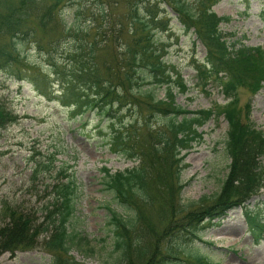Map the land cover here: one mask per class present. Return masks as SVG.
Segmentation results:
<instances>
[{
  "label": "trees",
  "instance_id": "trees-1",
  "mask_svg": "<svg viewBox=\"0 0 264 264\" xmlns=\"http://www.w3.org/2000/svg\"><path fill=\"white\" fill-rule=\"evenodd\" d=\"M65 1H0V40L5 39L0 41V72L29 83L47 99L52 92L46 77L54 76L60 92L56 102L69 109L70 117L97 115L100 123L107 124L110 152L137 163L113 174L103 169V187L129 213L123 216L106 206L113 264H214L204 256L187 254L183 242L200 240L205 219L224 216L226 210L244 204L264 185V167L260 164L264 131L250 120V102L242 109L238 107L239 92L245 90L254 96L264 87V48L228 43L227 34L220 31L227 17H218L210 5L191 10L184 0H129L127 17L117 22L111 20V9L103 7L102 14L106 15L102 19L113 24L97 26L89 40L90 28L67 26L60 16ZM40 4L41 14L31 20L29 16L36 14ZM168 9L205 50L203 64L196 66L198 83L204 88L215 84L225 105L190 112L175 103V91L185 93L187 87L179 73L166 65L164 47L156 41V34L166 30ZM261 17L264 21V4ZM59 26L58 33L54 30ZM25 39L46 54L47 76L29 65L19 51L18 43ZM116 44L121 48L118 51ZM102 49L112 50L115 64L105 63L108 53L105 57ZM100 55L106 59L98 67ZM52 56L66 62L60 64ZM159 88L164 90L161 100L155 94ZM10 115L0 104V127ZM153 116L168 120L155 128ZM220 116L228 125L229 172L220 192L210 200H201L208 201L206 208L186 212L180 204L184 189L180 181L182 153L201 137L199 128ZM75 188L72 179L54 185L52 202L44 208V219L38 224L3 202L0 215L8 221L0 226V255L32 250L45 235L40 244L51 256V264H82L71 255L76 239L70 230L76 210ZM244 216L258 242L264 237V219L257 210H246Z\"/></svg>",
  "mask_w": 264,
  "mask_h": 264
},
{
  "label": "rangeland",
  "instance_id": "rangeland-1",
  "mask_svg": "<svg viewBox=\"0 0 264 264\" xmlns=\"http://www.w3.org/2000/svg\"><path fill=\"white\" fill-rule=\"evenodd\" d=\"M184 1L191 10L210 5L219 17H229L228 22L220 25L229 43L240 41L248 47L264 48V23L259 16L262 0H249L248 3L243 0ZM103 7L106 11L107 7L111 9L112 22L127 17L131 8L129 0H72V3L67 0L60 7V16L67 26L90 28L88 39L92 40L97 26L105 22L113 24L102 19L101 16L106 15L102 14ZM41 8L29 18L36 20ZM76 9L80 11L77 13ZM168 11L166 30L156 34V41L164 47L168 67L181 74L188 88L185 93H175L176 104L190 112L224 105L226 101L215 84L204 88L197 81L196 66L203 63L204 48L195 41L192 32H185L175 14ZM54 31L59 33L60 26ZM122 37L126 38L124 33ZM17 47L29 65L40 69V74L49 75L46 83L52 94L51 99H47L29 83L15 81L0 72V104L11 113L10 120L0 127V212L2 203L6 202L38 224L44 219V208L54 197L53 186L72 179L76 187V210L70 230L76 234V239L71 255L82 264H113L115 254L107 227L106 206L123 216L129 213L114 202L113 196L103 187V169L113 174L137 163L110 152L106 145L107 124L100 123L97 115L73 119L69 109L56 102V97L60 96L59 86L55 77L47 74V56L43 51L36 49L30 39L20 41ZM115 49H121L120 45L116 44ZM101 52L105 57L108 53L109 61L105 63L115 64L111 49ZM104 56L97 62L98 67L106 59ZM55 59L60 64L66 62ZM155 94L161 100L164 90L156 89ZM247 102L251 106V121L264 131V88L254 96L245 90L239 92L238 107L242 109ZM167 120L152 117L155 128H160ZM227 129L223 117L211 119L199 130L202 137H197L182 153L185 157L180 181L184 189L180 204L185 206L186 212L206 208L208 201L201 200H210L220 192L230 164L226 151ZM260 164L264 167V158ZM247 208L259 211L264 219V185L244 206L228 211L224 217L205 219L199 230L200 240L183 242V249L189 255L204 256L214 264H264V237L257 242L250 234L244 218ZM7 221L0 215V226ZM44 237L38 238V245L32 250L0 255V264H51V256L40 244Z\"/></svg>",
  "mask_w": 264,
  "mask_h": 264
},
{
  "label": "bare ground",
  "instance_id": "bare-ground-1",
  "mask_svg": "<svg viewBox=\"0 0 264 264\" xmlns=\"http://www.w3.org/2000/svg\"><path fill=\"white\" fill-rule=\"evenodd\" d=\"M239 213V212H238ZM235 214V213H234Z\"/></svg>",
  "mask_w": 264,
  "mask_h": 264
}]
</instances>
